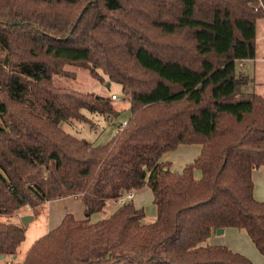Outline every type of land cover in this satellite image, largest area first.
I'll return each mask as SVG.
<instances>
[{
	"label": "trees",
	"instance_id": "1",
	"mask_svg": "<svg viewBox=\"0 0 264 264\" xmlns=\"http://www.w3.org/2000/svg\"><path fill=\"white\" fill-rule=\"evenodd\" d=\"M264 0H0V255L17 259L21 222L1 217L66 197L67 213L21 264H255L217 229L247 233L264 255V95L238 70L257 56ZM68 67L122 86L130 117L104 144L62 123L114 117V99L58 86ZM124 97H122L123 99ZM201 144L175 172L164 155ZM201 170V177L195 169ZM150 187L157 219L132 194ZM113 212L101 214L108 201Z\"/></svg>",
	"mask_w": 264,
	"mask_h": 264
},
{
	"label": "rangeland",
	"instance_id": "2",
	"mask_svg": "<svg viewBox=\"0 0 264 264\" xmlns=\"http://www.w3.org/2000/svg\"><path fill=\"white\" fill-rule=\"evenodd\" d=\"M254 61L257 63L259 70L257 73L256 85L260 87L261 93L264 92V18L259 20L257 26V58ZM253 64L254 62L252 61H244L239 64L238 70L243 71L245 73H249L252 71ZM68 68L72 71H75L77 74L74 77L54 76V83L56 85L76 89L81 92H93L103 96H111L115 93L120 97L119 99L114 100V105L117 111H119V114L112 118L109 116H103L101 114L91 113L87 110H84L83 112L92 119L94 123L93 126H91V124L89 123L77 120H69L62 123V127L67 132L79 138H84L95 145L104 144L112 138L113 134L118 128V125L127 120L131 115L129 107L130 103L127 99V94L124 93L122 86L118 83L111 81L102 82L100 80L94 79L88 71L80 70L75 67ZM248 68H250V71L248 70ZM251 86L253 88L254 82H252ZM122 97L124 98L122 99ZM170 160H172L174 165H176L175 162L177 161H175V159ZM195 175L198 178L201 177V170L199 168L195 169ZM147 189L151 191L149 187ZM71 199L73 200V202H70L69 209L71 208L70 210H72L70 212L76 214V211L77 214L80 212H82V214H85L83 201L75 197H71ZM54 201H56L57 203L52 207L53 211L50 208V205L40 204L35 208H24L19 213H15L11 216L1 217L3 220L21 222L25 227L26 238L19 248V257L16 259V262H18V264L22 263L23 257L25 256V253L31 246V244L37 238H39L50 230V226L54 223L51 218L53 217V214L54 216L57 215L56 213L58 211V208H60L62 212H67V208L64 207V204L58 202L61 201V199ZM144 206V210L147 216L152 214V212L157 211L156 205L154 204L153 200L146 199ZM109 209L110 208L108 206L101 214L93 215L92 221H96L100 218L110 215L113 211L109 212ZM24 216L32 217L29 219L28 224L24 223ZM147 216H145L144 219L146 222L149 218H147ZM9 259L11 258H7L5 260L0 259V264H5L7 261H9Z\"/></svg>",
	"mask_w": 264,
	"mask_h": 264
},
{
	"label": "crops",
	"instance_id": "3",
	"mask_svg": "<svg viewBox=\"0 0 264 264\" xmlns=\"http://www.w3.org/2000/svg\"><path fill=\"white\" fill-rule=\"evenodd\" d=\"M257 26H258V23H257ZM256 58H257V56H256ZM255 59L244 60V61L254 62V64L252 65V71L248 73L249 75L251 73V76L253 75L252 77H254V86L252 88V86H251L252 84H251L250 89H255L256 91H258L260 93V87L256 85L257 84V82H256L257 73L259 70H258L257 63L254 61ZM244 61H242V62H244ZM248 70L250 71V68H248ZM261 94L264 95V92H261ZM201 150H202L201 144H182L176 150L166 153L164 155L163 160L170 163L171 169L173 171L181 172V171H183L184 167L188 163L193 162L197 158V156L201 153ZM170 159H175V161H177V162H175L176 165H174V163ZM253 181H254V197L257 200L264 202V169L263 168L257 169L253 172ZM147 188L148 187L146 186V187L132 193V199H133L135 205L139 208L145 209L144 203H145L146 199L154 200L153 192H151L152 190L150 189L151 191H149V189H147ZM58 202L64 204V207L67 208V210H66L67 212H64V211L62 212V210L60 208H58V211L56 213L57 215L54 216V214H53V217L51 218V220L54 223L50 226V230L56 228L61 223L63 217L67 213L74 214L73 212H70V211H72V210H70L71 208L69 209L70 202H73L71 197L63 198V199H61V201H58ZM56 203H57L56 201H47L43 204L50 205V208L53 211L52 207ZM117 205H118L117 201L110 200V201H108L106 208L109 206V208H110L109 212H111L117 207ZM51 209H50V211H51ZM156 210H157V208H156ZM75 213L76 214H74V216L76 215L75 217L77 219H84L85 218V214H82V212L77 214V212L75 211ZM26 214H28V213H26ZM147 218H148V221H147L148 223L154 222L157 219V211L152 212V214L147 216ZM209 243L211 245H225V246L229 247L230 249L247 256L255 264H264V255H262L260 253V251L257 249L256 245L253 243L250 236L247 233H245L241 230H238L236 228H226V229H224V232L221 234H217L216 232H214V234L209 239ZM17 264H18V262H17Z\"/></svg>",
	"mask_w": 264,
	"mask_h": 264
},
{
	"label": "built area",
	"instance_id": "4",
	"mask_svg": "<svg viewBox=\"0 0 264 264\" xmlns=\"http://www.w3.org/2000/svg\"><path fill=\"white\" fill-rule=\"evenodd\" d=\"M112 98H113L114 100H117V99H119L120 97H119L118 95H116V94H112ZM125 124H126V121L123 122L122 127L125 126ZM128 198H132V194H129V195H128ZM5 264H17V262H16L15 259H9V261H7Z\"/></svg>",
	"mask_w": 264,
	"mask_h": 264
},
{
	"label": "water",
	"instance_id": "5",
	"mask_svg": "<svg viewBox=\"0 0 264 264\" xmlns=\"http://www.w3.org/2000/svg\"><path fill=\"white\" fill-rule=\"evenodd\" d=\"M30 218H32V217H30V216H24L23 217V221H24V223L25 224H28V221H29V219ZM224 232V229H217V231H216V233L217 234H221V233H223ZM5 258V256L4 255H0V259H4Z\"/></svg>",
	"mask_w": 264,
	"mask_h": 264
}]
</instances>
